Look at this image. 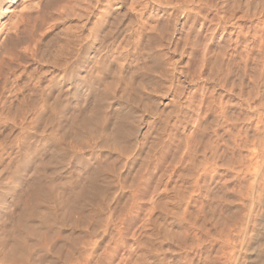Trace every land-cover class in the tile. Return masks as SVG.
<instances>
[{
	"label": "rangeland",
	"instance_id": "obj_1",
	"mask_svg": "<svg viewBox=\"0 0 264 264\" xmlns=\"http://www.w3.org/2000/svg\"><path fill=\"white\" fill-rule=\"evenodd\" d=\"M45 1L46 4H50L48 8L44 6L46 9H43L42 13L27 14L28 17H24L26 19L20 26V35L11 39L12 42L9 40L3 50L0 49V69L5 70L14 66L17 59L27 60L28 57L31 59V51L28 46L31 44L32 49L36 44V38L41 39V34L43 39L46 37V43L49 41V46L46 43L43 46L47 48H43V50L45 49L43 54L46 55L44 58L49 59L48 61L56 58L57 56L54 55L56 51L59 48L62 50L66 46V41L62 40L64 36H61L62 32L58 27L62 25L69 27L70 24H73V32L77 30L78 21L83 19L82 14L87 13V8L90 9L93 6L91 3H95L97 0H44L43 5H46ZM33 2L37 3L38 1L14 0L13 3L7 5L5 9L7 13L0 19V31L10 19H15L14 17L18 12L20 13L21 8ZM135 2L136 5L133 7L136 9L135 11H138L136 14L139 13L140 16L128 15L121 10V14L108 19L109 23L107 21L105 27L103 26V29L100 30V38L97 40L94 38L96 41L92 40V45L83 44V49L73 46L75 48H73L72 60L74 64L73 114L71 113L73 120L80 108V110H87L92 107V104H90L91 106L88 105L89 103L87 104L91 93L88 91L85 93L83 89L75 90L80 86L78 85V76L85 75V71L88 69L85 61L86 56L95 51L101 43V45L110 46L114 39L118 41L122 39L121 42H123L128 36L125 33V27L133 24V17L146 18L148 16V11L144 6V2L146 5L147 1L135 0ZM204 2L207 19L203 26H197L191 34L189 33L190 36L184 32L181 35L180 33L175 36H170L171 33L169 36L166 35L170 45L167 50L164 49L161 52L162 55L158 53L159 47L153 43L155 48L158 47V50L154 48V53L159 55H153L154 60L151 58L152 61H149V66L151 65L149 76L152 79L147 77L143 78L144 80H141V77H136V81L134 78L132 79V81L134 80L133 84L139 81L141 84H134L137 91H134L135 99L134 95L131 99L135 106L125 107L129 108L127 112L125 108L123 109L124 113H128V115L130 113L131 116L128 120V116L125 115V123L122 122V126H119L120 129L117 128L119 131H117L116 140L113 138L114 131L112 134L110 133L112 136L110 140L112 143V139L115 140L117 144L113 143L116 146L114 148L119 150L126 146V143H123L126 140L129 142L134 137L139 138L140 144H143L141 146L144 147H142V154L140 153L138 158L136 157L138 162L123 166L120 179L119 177L109 176V178L106 176L109 172H113L114 168L118 170L121 166L115 156L113 159L111 157L104 158L105 161L102 160L104 167L101 171L105 173L103 172L101 175L100 172L99 177L96 175L94 180L88 178L87 171L74 167L76 168L74 170L77 171V173L74 171V176L80 178L82 177L80 175H85L88 182L82 179L83 183L79 178H75L79 180L77 181L79 185L76 184L73 189V197L66 193L64 195L60 193L63 203L55 210L56 212H53V218L49 216V218L46 217L47 219L42 216L41 218L39 214L38 217L36 216L35 221L40 226L37 227V224L33 223L32 230L38 228L37 233L33 234L37 237L46 233L44 235L46 237H39H43L45 242L41 246L34 245L35 238L32 230L26 232L23 241L32 248L33 255H29L31 258L24 256L25 260L22 261L25 262L24 264L32 262H36L35 264H264V0H205ZM140 5H143L144 9ZM79 16L82 17L81 20H79ZM227 17L230 18V20H226L229 25H226V31L219 43L223 29L221 25L225 23L223 20ZM182 20L180 19L177 23L179 29H181L180 22ZM128 21L130 22L128 23ZM55 31L56 33H54ZM88 35L85 33L84 38ZM184 35H187L186 38ZM18 37L21 39L20 41ZM91 37L93 36L91 35ZM15 40L20 43L14 42ZM13 42L14 44H12ZM133 43L131 48L128 46L124 48L123 55L125 54L126 57L120 56V61L127 62L132 57L134 60L139 57L138 53L141 51L135 48L133 50ZM26 47L30 52L25 50ZM220 48L223 51L219 50ZM62 51L64 53L66 50ZM62 51H59L60 54ZM48 54H51L50 57ZM52 54L55 57H51ZM166 57L173 59L179 72L184 70L182 74L186 75L187 81L190 82V84L187 81H185L186 83L181 82L182 74L180 73L181 76L179 75V81L176 83V94H173L180 108L177 107L174 99L169 103L170 105H165L168 103L165 101L166 96L170 101L173 95L170 93L163 95L165 92L162 91L165 87L162 85L166 86L164 90L167 91V83L163 84L164 81L155 80L161 72L160 69L163 68V66L161 68L163 59L168 60ZM45 59L43 60L45 61ZM215 60L216 62H213ZM211 75H214L213 79ZM154 82L158 83V87L154 88ZM103 86H101V91H107L102 88ZM112 89L114 88L108 86V91L111 92ZM111 95L112 93L109 94V96ZM109 96L105 101L108 102L112 97ZM182 99L185 101H181ZM209 99H211L210 103ZM145 101L148 104L145 105ZM141 108H143L142 111L144 109L153 111V120L151 119L149 125L147 124V127L142 131L145 132L144 134L140 133V123H137L140 121ZM154 114L156 115L154 116ZM137 115H139V121L133 120L135 117L137 118ZM131 126L132 129L138 126V130H136L137 128L129 130ZM87 127L89 128L90 125ZM73 129L75 128L73 127ZM114 129L111 127L110 130ZM135 130L137 135H135ZM127 131L132 136L127 134ZM120 132L125 134L122 135ZM126 134L131 136L132 140L126 139L128 137ZM145 134L148 138L144 136ZM119 140L121 141L119 142ZM143 141H146L147 144ZM151 141L152 143H149ZM109 160L112 162L109 163ZM44 162L45 165L41 166L40 172L37 169L34 177L18 183L14 194L9 198L7 210L0 215L1 239L8 236L9 232L13 230L17 221L21 219L23 211H29L32 208L34 202L31 186H40L44 183L43 181L46 182L49 179L47 176L52 175L54 170L57 171L58 166L50 165L48 156L44 158ZM249 170L253 172L251 173ZM135 172L137 173L135 174ZM111 180L113 182L117 180L115 182L117 185H113ZM6 184H0V197L5 191ZM90 186L93 188L91 189ZM86 189L88 190L86 192L90 190L92 192L85 193ZM43 191L41 192L43 194H40L41 197L45 196ZM249 191H252L251 195L248 193ZM254 191L256 192L254 193ZM250 199L254 201L253 208L249 207L247 203V200ZM55 222L56 224H54ZM41 225H44L43 228ZM44 228L49 229L43 230ZM48 235L51 242H48ZM35 248L42 251H36ZM44 250L46 251L43 252ZM249 251H252L251 254Z\"/></svg>",
	"mask_w": 264,
	"mask_h": 264
},
{
	"label": "bare ground",
	"instance_id": "obj_2",
	"mask_svg": "<svg viewBox=\"0 0 264 264\" xmlns=\"http://www.w3.org/2000/svg\"><path fill=\"white\" fill-rule=\"evenodd\" d=\"M37 1H38L37 3L33 2L34 3V4L32 3L33 5L30 3V5H32V6H30V5L24 6L23 5L24 7L22 6L23 7V8H21L22 10H19L20 13L18 12V14H16V17H14L15 18L14 20L10 19L7 24L3 25L4 27L1 26L2 29L0 31V49L3 50V47H5L6 44L8 45L9 40H10V42H12L11 39L13 40V38H16L18 36L20 26H21L22 22H24V19H26L24 17L27 16V14L33 15L34 12L35 13H37V12L42 13L41 11L44 12V10L46 9V8H44V6H47V8H48V6L50 5L48 3H47L48 5H47L46 1H45L46 5H43L44 0H37ZM136 1H138V0H136ZM146 1H147L146 5L144 2L145 9H147V11H148V14H147L148 16L146 18L145 17H140V18L137 17L138 15L140 16V14L139 13L136 14V12H138V11H135L136 9L133 7V5H136L135 0H97L95 3L92 2L91 3V4H93V6H91L92 8L90 6H88V7H90V9L87 8L88 12L87 13L83 12L84 13V14H82L83 16L81 15L83 17V19H82V17L79 16L80 17L79 20H81V19L82 20L78 21L77 30H75L73 32V24L72 25L70 24L69 27L68 26L64 27V25L58 27L59 31L62 32V33L61 32H59V33H61V36H64V38H65V39L62 38V40L66 41L65 42L66 44L62 41V43H64L66 45V46H64V44H62L64 46V49L66 50V51H64V53L62 51V50H64L62 48L63 46L61 45L62 47L61 46L60 47L62 48V50H60V48H59V50H57L59 55L57 54V51H56L57 55L54 54L55 56H57L56 58H54V59L51 58L52 59V60L50 59L51 61H48L49 59H47V58H46L47 59L46 60L44 58L46 55L43 54L44 50L47 49V48L43 47L44 44L46 43V37L43 39L42 34L40 33L41 39L36 38L37 41H36V44L33 45V48L31 49V46H30L31 44L29 45L30 47L28 46V49L30 48V51H31V53H30L31 59H29V57H28L29 60L28 59L27 60L22 59V58L17 59L15 62L16 64L14 63L15 64L14 66H10L9 68H7L5 70H2V68L0 69V184L7 183L5 191H3V194L0 197V215L3 214L7 210L8 204H9V198L12 196V194H14L18 183H21V182L26 181L27 179H29L31 177H34L36 175L35 171L37 169H38L37 171H39L41 166H43V164L45 163L44 158L46 156H48V162L50 165H54V167H55V165L58 166L57 171L54 170L52 175H50L49 177L47 176V179L48 178L49 179L46 182L42 180L44 183L41 184L40 186H37V185L31 186L30 189H31L32 198H33V202H34L32 208L29 211H23V213L20 216L21 219H19V221H17V224L15 225L14 228H12L13 230L11 229L12 231L9 232L8 236L3 237L2 239L0 238L1 239L0 240V264H24L25 262L23 263L22 261L25 260L26 256H28V257L31 256L32 248L30 246H28L23 241V237L25 236L27 231L29 232L30 230H32V227H34L33 223H36L35 218L38 214L40 217L42 216V217L46 218L49 216L50 218H53V216H54L53 212H56L55 210L58 209V207L63 203L62 199L60 197V195H61L60 193H63V195H64V193H66L70 196L72 195V197H73V191H74L73 189L75 188L76 184H78L77 181H79V180H76L79 177L74 176V171H76V170H74V169H76L74 167H78V170L87 171L88 173H86V175L88 176V178L90 177V180L91 179L94 180L97 177L96 175H98L100 172L102 175V173L104 172V171H101V169L104 167L102 160L104 158L109 159L111 157L113 159V157L115 156L116 159L119 160L121 166L118 170H116L114 168L113 172H109L108 174H106V176H108V177L111 176L112 178H116V177L118 178L119 177V179H120V175H121V171L123 169V166L133 165L135 163V161L138 162L136 160L138 158L137 156L142 152V149H143L142 147H144V146H141L143 144H140L139 138L134 137L133 140H135V141H133L130 138L132 135L128 131H127L128 132L127 134H130L131 136L129 137L126 134V136L129 137V138L127 137L126 139H131L132 141L129 140V142H127L128 140H126L125 142H123L124 144L126 143L125 147H123L122 149H119V150L115 149L116 148L115 145L117 144L115 142V140L117 138L116 134H117V131H119L118 129H120L119 126H122L121 123L124 122L126 116H128V120H129V116H131L130 113H129V115H128V113H124L123 109L125 107L132 108V106L134 105V104H132L131 98L134 95V91H137V90L134 88V84L136 82L133 84L134 80L132 81V79L134 78L135 81H136V77H141L140 78L141 80L145 77H147L148 79H152L149 76V74H150L149 73L150 72L149 67L151 66V65L149 66V61H152L151 58L153 55H155V56L159 55V54L156 55L154 53L155 52L154 50L155 49L158 50V47H159L158 53L163 52L164 49H166V50L168 49L167 47L170 45V42L168 41V38L166 35L169 36L171 33L170 36H175V35H178L179 33L181 35L184 32V34L188 33L187 35L190 36V34L194 31V29L199 25H200V27H202L204 22L207 19L206 14L204 12L205 11L204 7H206V6H203L205 3L204 2L205 0H146ZM13 2H14V0H0V19H2L4 17V15L7 13V10H5L6 6L13 3ZM28 4H29V2H28ZM137 4H139V3H137ZM25 5H27V4L25 3ZM142 6L140 5V7H142ZM131 7H132V10H131ZM121 10L125 11L128 15H134V16L137 15V16L135 18L133 17V19H134L133 24L129 25L128 23L130 21H128V23H126L129 25V26L125 27V33L128 36L126 37L125 40H123V42H121L122 39H121V41H118L117 39H116L117 40L116 41L114 39V41L111 40L112 42H111L110 46L109 45L104 46L105 44L101 45L102 44L101 43L99 45V47L95 49V51L90 52L89 55L86 56L85 61H86V65H87L88 69L85 71V75L78 76V78H77L78 79V85H80V86L78 88H76L75 90L81 91L83 89L85 93L87 91L89 93H91V95H89L90 97L88 96L89 99H87V98L86 99H87V104L89 103L88 104L89 106H91L90 104H92V107H89L87 109L84 105L85 109H87V110H80L81 109L80 108L78 110L79 112H77V114H76L75 119L73 120L72 114H73V65L74 64H73L72 60H73V51L75 49L73 46L75 45L77 47H80L79 49H81V48L83 49V44H86L87 46L89 44L92 45L91 44L92 40H95V39L97 40V38H100V35H99L101 33L100 30L103 29L102 27L107 23L108 19L112 18V16H114V15L121 14L120 13ZM228 10H229V8H228ZM142 11H145V10H142ZM142 11H141V13H142ZM217 11H219V10H217ZM228 17L225 18V20H223V21H225V23L223 22L224 24L221 25L223 29H222V35L220 37L219 43L222 40V36L226 31V25H229L228 24L229 22H227V21H228V19L230 20V18H228ZM115 18H116V16H115ZM223 18H221V19H223ZM180 19L181 20L184 19L180 22L181 29H179L177 27V23ZM172 22H173V24H175L174 26H173ZM108 23H109V21H108ZM55 24H57V23H55ZM78 26H80V27L78 28ZM115 26H118V25H115ZM221 26H220V29H221ZM45 30H48V29H45ZM199 30H200V28H199ZM44 32H43V35H44ZM243 32H245V31H243ZM54 33H56V31ZM85 33L89 34V35L84 38ZM241 34H243V33H241ZM91 35L93 37H91ZM123 35H125V34H123ZM187 35H184V37ZM115 36H117V35H115ZM19 37H18V39L20 41L21 39ZM56 37H57V35H56ZM123 37L125 38V36H123ZM53 38H55V37H53ZM49 40H52V39H49ZM16 41H18V40H15L14 42H16ZM124 41H125V43H124ZM14 42L12 44H14ZM101 42H102V40H101ZM48 43H49V41H48ZM48 43H46V44H48ZM50 43H52V42H50ZM132 43L134 45L133 50H135V49L139 50L140 49L141 53H138L139 57L137 56L138 58H136L135 60L132 57L131 60H128L129 62L128 61L122 62V60L120 61V56L123 55L124 48L127 46L130 47L132 45ZM153 43H155L156 46H158V47L155 48V46H154L155 44H153ZM192 44H190V45H192ZM58 45H59V41H58ZM47 46H49V44ZM43 48H45V49L43 50ZM84 48H85V46H84ZM181 48H182V46H181ZM184 48H185V45H184ZM28 49L26 47L25 50H28ZM85 50H86V48H85ZM219 50H221V48ZM59 51L60 52L62 51L63 54L62 53L60 54ZM221 51H223V50H221ZM49 52H50V50H49ZM49 52H46V53H49ZM137 52H136V54H137ZM175 52H176V50H175ZM54 53H55V51H54ZM76 53H74V54L76 55ZM50 55H49V57H50ZM54 55L51 57H55ZM161 55H162V53H161ZM202 56L203 55H201V57ZM124 57H126V56H124ZM166 58L168 60H164L165 59V57H164V59H163L164 62H162V65H161V68H162V66H163V68H162V70L160 69L161 72L158 76H156L155 80L158 79L161 82L164 81L163 84L167 83V85H168L167 91L164 90L166 88V86L162 85L163 87H165L162 91V92H165V93H163V95H165V94L167 95L169 93H170V95H173V94H176V90H177L176 83L179 81L178 77H179V75L181 76L182 71L184 72V70H181L179 72L178 68L176 67V64L173 61V59H171L170 57L169 58L166 57ZM43 59H45L46 62ZM121 59H122V57H121ZM138 59H139V61H137ZM152 59L154 60V58H152ZM169 59H171V60H169ZM78 60H80V59H78ZM196 60H198V59H196ZM139 62H142V63H139ZM213 62H216V60ZM84 64H85V62H84ZM189 64H191V63H189ZM187 70H189V69H187ZM211 73H212V71H211ZM208 75H209V73H208ZM131 76H132V78H131ZM185 76H183V74H182V81L180 80L181 82L187 81V77H185ZM213 77H214V75L212 76V79H213ZM140 79L137 78V80H140ZM105 83H107V84H105ZM138 83H136V85ZM141 83H143V82L141 81ZM155 84H154V88L158 87V83H157V85H155ZM188 84H190V82H188ZM103 85H107V86L104 87ZM181 85H183V84H181ZM101 86H103L102 88L103 89L105 88V90H107V91H104V90L101 91L102 90ZM108 86L113 87L115 90L112 89L111 92L108 91ZM160 90H162V89H160ZM160 90H159V92H160ZM179 90H180V88H179ZM84 92H83V94H85ZM140 92H141V90H140ZM111 93H112V95H111L112 97L109 96V94H111ZM138 93H139V91H138ZM180 93H181V90H180ZM177 94H179V93H177ZM210 94H211V92H210ZM107 96L111 97L109 99L110 101L108 100V102L105 101V99L108 98ZM174 96L175 95H173V97L170 101H169V98H167V96H166L165 101H168V103L165 104L166 106H168L169 103L173 102L176 99V98L174 99ZM141 97H143V96L141 95ZM186 97H187V95H186ZM190 97H192V96H190ZM187 98H189V97H187ZM134 99H135V95H134ZM142 99L143 98H141V100ZM141 100L139 99L140 102H141ZM191 100H193V99H191ZM210 100L211 99H209V103H210ZM181 101H185V100L182 99ZM146 103L147 102L145 101V105H146ZM175 103H176V100H175ZM84 104H86V103H84ZM176 104H177V107L180 108V106H178L179 104L178 103H176ZM79 106H81V105H79ZM171 106H172V104H171ZM136 108H138L137 105H136ZM128 109L125 108V111L127 112ZM142 109L143 108H141L140 111H142ZM172 109H173V107H172ZM180 112H181V110H180ZM131 114H133V113H131ZM139 114H140V112H139ZM155 115L156 114H154V116ZM138 116L139 115H137V118L134 116L135 118L133 120L139 121ZM152 116H153V111H150L148 109H144L142 111V113L140 114V118H139L140 121L137 123H140L139 129H140L141 134L143 133L142 131H144V129L147 127V124L149 122H151L150 120L152 119ZM177 116H178V113H177ZM179 117H180V115H179ZM122 119H123V121H122ZM185 119H186V117H185ZM133 120L131 119V121H133ZM131 121H129V122H131ZM173 123H174V121H173ZM132 124H134V123H132ZM87 125H90V127L88 128ZM135 125H136V122H135ZM135 125H133V126H135ZM73 127L75 129H73ZM111 127H113V129L115 127L116 133H115V129L110 130ZM137 127L138 126H136L135 128L133 127V129H136ZM123 129H124V127H123ZM133 129L131 126V128L129 130H133ZM136 130H138V128ZM112 131H114L113 133L116 135V137H115V135L113 136V138H115V140L112 139L113 143L115 142V145L110 140V137H112L110 135V133L112 134ZM120 133H122V132H120ZM123 134H125V133H122V135ZM135 135H137V131H136ZM146 135L147 134H145L144 136H146ZM120 141L121 140H119V142ZM143 142L145 143L146 141H143ZM149 143H152V141ZM153 143H154V141H153ZM121 144H122V142H121ZM145 144H147V143H145ZM149 145L152 147L151 144H149ZM263 145H264V143H263ZM120 146H123V145H120ZM120 146H119V148H120ZM260 147H262V146H260ZM152 149H153V147H152ZM152 149H149V150H152ZM148 152H150V151H148ZM145 157L148 158V156H145ZM149 157H151V156H149ZM104 161H105V159H104ZM101 162H102V164H101ZM110 162H112V161L109 160V163ZM141 162H142V160H141ZM46 167H47V165H46ZM107 167H109V166H107ZM106 170L108 171L109 169H106ZM107 171H106V173H107ZM110 171H111V169H110ZM81 172H80V174H81ZM76 173H77V171H76ZM136 173L137 172H135V174ZM251 173H250V175H251ZM39 174H37V175H39ZM261 175H262V173H261ZM80 176L83 177V178L82 177L79 178L81 181H83L82 179H84V181H86L88 179L87 176H85V175L84 176L80 175ZM104 176H103V180H104ZM40 177H41V174H40ZM85 177H86V179H85ZM98 177H99V175H98ZM101 177H100V179L102 180ZM38 178H39V176H38ZM43 178H45V177H43ZM36 179H37V177H36ZM84 181H83V183H84ZM40 182H41V180H40ZM87 182H88V180H87ZM91 182L92 181H90V183ZM93 182L95 183V181H93ZM115 182H113V185L114 184L117 185V183H115ZM255 183H256V181H255ZM255 186H256V184H255ZM79 187H82V186H79ZM22 188H24V187H22ZM76 188H78V187H76ZM92 188L93 187H91V189ZM120 188H121V186H120ZM88 190H89V188H88ZM88 190L87 189L84 190L85 193L92 192L91 190L89 192H86ZM42 191L45 192L44 197L40 196V194L41 195L43 194V193H41ZM79 191L81 192L80 189H79ZM82 191H83V189H82ZM251 192L249 191L248 193H250V195H251ZM255 192L256 191H254V193ZM85 193L83 192V194H85ZM89 200H91V199H89ZM70 203H72V202H70ZM239 203H241V202L239 201ZM247 203L249 204V207L253 208L254 201L252 199H250L249 201L247 200ZM57 212H59V211H57ZM5 216H6V214H5ZM64 218H63V220H64ZM247 218H248V216H247ZM58 219H59V217H58ZM55 220H57V219H55ZM56 222L54 224H56ZM0 223H2L1 220H0ZM52 223H53V221H52ZM36 226L38 227L40 225L37 224ZM41 226L43 228L44 225H41ZM9 228H11V227H9ZM47 229H49V228H46V229L44 228L43 230H47ZM8 230H10V229H8ZM37 230H38V228H37ZM37 230H36V228L34 230H32V234L37 233L36 232ZM2 233H6V232H2ZM42 234L37 236V237H35V235L33 234V236L35 238L34 245L41 246L44 244L43 242H45V241L42 238L46 237V236H44V235H46V233L44 235H42ZM47 234H48V232H47ZM41 236H43V237L39 238ZM1 237H2V235H1ZM48 237H49V235L47 236V239L49 241L48 240H46V241L51 242L50 238H48ZM250 237H251V235H250ZM48 244H46V245H48ZM245 246H247V245H245ZM39 248L42 249L43 246H42V248L41 247H39ZM35 250H36V248H35ZM46 250H44L43 252H45ZM36 251H40V250L37 248ZM249 252L251 254L252 251H249ZM22 255H23V257H22ZM24 256H25V258H24ZM242 260H244V259H242ZM244 261H246V260H244ZM30 263H31V261H30ZM33 263L35 264L36 262H32L31 264H33Z\"/></svg>",
	"mask_w": 264,
	"mask_h": 264
}]
</instances>
